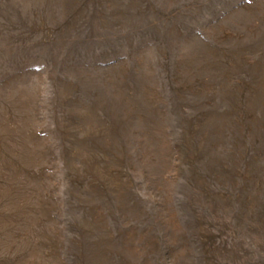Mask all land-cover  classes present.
<instances>
[{
  "label": "rangeland",
  "instance_id": "obj_1",
  "mask_svg": "<svg viewBox=\"0 0 264 264\" xmlns=\"http://www.w3.org/2000/svg\"><path fill=\"white\" fill-rule=\"evenodd\" d=\"M0 264H264V0H0Z\"/></svg>",
  "mask_w": 264,
  "mask_h": 264
}]
</instances>
